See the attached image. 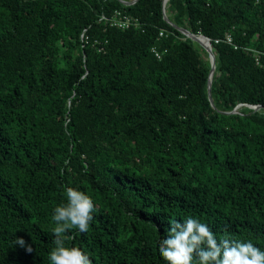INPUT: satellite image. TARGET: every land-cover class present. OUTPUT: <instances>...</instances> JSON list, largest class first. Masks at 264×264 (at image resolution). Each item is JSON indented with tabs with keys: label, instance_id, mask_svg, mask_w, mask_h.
I'll list each match as a JSON object with an SVG mask.
<instances>
[{
	"label": "trees",
	"instance_id": "16d2710c",
	"mask_svg": "<svg viewBox=\"0 0 264 264\" xmlns=\"http://www.w3.org/2000/svg\"><path fill=\"white\" fill-rule=\"evenodd\" d=\"M162 1L0 0V264H50L66 186L96 204L64 234L92 264H167L157 242L189 215L264 247V0L167 2L209 39L213 105L207 53ZM115 10L140 28L99 19Z\"/></svg>",
	"mask_w": 264,
	"mask_h": 264
},
{
	"label": "clouds",
	"instance_id": "9594fccd",
	"mask_svg": "<svg viewBox=\"0 0 264 264\" xmlns=\"http://www.w3.org/2000/svg\"><path fill=\"white\" fill-rule=\"evenodd\" d=\"M66 202L53 209L54 246L50 249V264H92L89 254L66 243L69 229L87 233L94 218L96 204L89 194L78 187L66 186ZM14 243L25 246L23 237ZM159 256L167 264H264V247L252 239H237L230 234L218 237L209 224L197 216L169 221L167 234L158 240ZM29 252L31 245L27 246Z\"/></svg>",
	"mask_w": 264,
	"mask_h": 264
},
{
	"label": "built area",
	"instance_id": "2783aa9c",
	"mask_svg": "<svg viewBox=\"0 0 264 264\" xmlns=\"http://www.w3.org/2000/svg\"><path fill=\"white\" fill-rule=\"evenodd\" d=\"M167 2H168V0L162 1L161 10H162L163 16H164V14H166ZM99 19H101L105 24H107L109 26H114V27H118L121 29H126V28H129L130 26L140 28V26H141V24L137 18L130 16L129 14L125 13L122 10H115L112 14H110L108 16L105 14H101ZM168 33H171L169 29L159 28L158 37L166 36ZM181 34L183 35L182 36L183 39L188 37L186 34H184L182 32H181ZM82 37H83V34H82ZM215 41H219V39H216ZM223 41H225L229 44L232 43L231 35L229 33H227L225 38L223 39ZM234 47L236 48L237 46L234 45ZM152 51L154 52L156 57H158V58L160 57L161 53L157 50V48L153 47ZM240 105L241 104H239L238 106H240Z\"/></svg>",
	"mask_w": 264,
	"mask_h": 264
},
{
	"label": "water",
	"instance_id": "95a60500",
	"mask_svg": "<svg viewBox=\"0 0 264 264\" xmlns=\"http://www.w3.org/2000/svg\"><path fill=\"white\" fill-rule=\"evenodd\" d=\"M120 1L125 3V4H132V3L136 2L137 0H130V1L120 0ZM163 18L165 19V21L168 24H170L171 26L176 28L178 31L186 34L190 39H192L193 41H195L199 45H201L204 48V50L206 51L207 57H208V60H209V63H210V72H209V75H208V82H207V93H208L209 101L213 105V100H212V96H211V78H212V75H213V72H214V69H215V56H214V54L212 52V47H211V44L209 42V39L206 36L202 35V37L205 38L208 41V44H202V43H200L198 41V39L196 37V34H193L188 29L183 28V27L177 25L176 23H174L172 20H170L168 18V16L166 14H164ZM248 106H250L253 110H258V109L262 108V106L259 105V104L258 105H248ZM237 109H238V105L235 106L231 111H228V112L229 113L238 112Z\"/></svg>",
	"mask_w": 264,
	"mask_h": 264
},
{
	"label": "bare ground",
	"instance_id": "6f19581e",
	"mask_svg": "<svg viewBox=\"0 0 264 264\" xmlns=\"http://www.w3.org/2000/svg\"><path fill=\"white\" fill-rule=\"evenodd\" d=\"M198 41L202 44H208V41L202 37V35H196Z\"/></svg>",
	"mask_w": 264,
	"mask_h": 264
},
{
	"label": "rangeland",
	"instance_id": "374dc122",
	"mask_svg": "<svg viewBox=\"0 0 264 264\" xmlns=\"http://www.w3.org/2000/svg\"><path fill=\"white\" fill-rule=\"evenodd\" d=\"M238 107H239V106H238ZM237 110H239V108H238Z\"/></svg>",
	"mask_w": 264,
	"mask_h": 264
}]
</instances>
